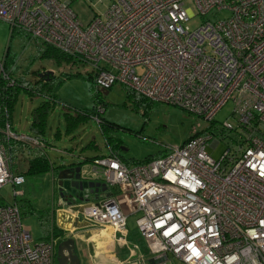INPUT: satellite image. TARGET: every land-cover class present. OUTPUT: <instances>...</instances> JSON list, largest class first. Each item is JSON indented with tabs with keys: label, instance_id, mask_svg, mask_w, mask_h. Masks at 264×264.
Segmentation results:
<instances>
[{
	"label": "built area",
	"instance_id": "2783aa9c",
	"mask_svg": "<svg viewBox=\"0 0 264 264\" xmlns=\"http://www.w3.org/2000/svg\"><path fill=\"white\" fill-rule=\"evenodd\" d=\"M185 1L109 0L84 25L71 0H0V21L10 33L22 32L89 66L97 91L118 82L207 121L231 102L234 120L223 121L221 132L234 131L236 139L218 160L207 152L210 141L213 149L219 144L212 132L139 164L127 165L109 150L82 174L116 192L82 204L76 217L109 227L127 245L128 217L139 213L135 227L151 256L141 264H264V0H192L195 11ZM197 16L206 19L190 29L187 22ZM6 58L5 50L0 81L13 86ZM2 135L45 147L8 123L0 127V189L10 185L13 199L0 203V264H54L57 239L34 242L23 223L15 199L25 178L13 169ZM59 198L62 205L76 202Z\"/></svg>",
	"mask_w": 264,
	"mask_h": 264
},
{
	"label": "rangeland",
	"instance_id": "374dc122",
	"mask_svg": "<svg viewBox=\"0 0 264 264\" xmlns=\"http://www.w3.org/2000/svg\"><path fill=\"white\" fill-rule=\"evenodd\" d=\"M109 0H71L70 7L82 24H86L95 13L104 10ZM185 6L195 11L192 0H186ZM226 16V12L218 14ZM206 18L195 17L187 22L190 29H195ZM38 41L30 39L24 33L15 30L10 33V26L0 21V57L8 47L6 66L13 75L24 76L28 81L40 80L39 73L52 71L46 86L56 98L55 105L49 109L46 118L43 156L49 158L54 170L47 172L25 173V182L19 187L22 195L16 202L22 212V220L29 230L32 241L44 239L46 231L51 228V211L57 205L59 197L57 167L60 164L85 157L105 156L108 154L106 137L118 143V151L126 162L134 164L148 157L162 155L165 148L180 145L189 137L199 132H212L219 140L216 148H207L208 154L218 160L225 149L236 139L234 131L221 132V124L226 119L234 120L233 104L226 103L215 115L213 121L189 113L185 109L147 99L136 102L127 94V89L116 82L111 87L97 91L93 72L89 66L57 64L53 59L41 56ZM137 72H142L138 67ZM47 90V89H46ZM46 93L43 90H40ZM32 95L20 90L14 100L10 123L18 134L33 135L30 132L32 111L45 97ZM96 93L103 111L99 117L104 129L98 125L95 117L81 120L78 124L67 126L65 113L74 115L77 110L92 111L96 105ZM21 143V142H20ZM48 143V144H46ZM93 146H87L88 144ZM17 145V156L12 151V161L21 171H25L30 156L39 154L40 150L21 143ZM39 150V151H37ZM60 171V172H59ZM52 172H54V182ZM56 180V181H55ZM12 188L5 185L0 189V203L11 202ZM139 213L130 215L127 220L128 236L137 237L135 218ZM48 230V231H49ZM47 231V232H48ZM172 256L169 255V258ZM175 264L178 263L174 260ZM54 264H58L55 256Z\"/></svg>",
	"mask_w": 264,
	"mask_h": 264
},
{
	"label": "trees",
	"instance_id": "16d2710c",
	"mask_svg": "<svg viewBox=\"0 0 264 264\" xmlns=\"http://www.w3.org/2000/svg\"><path fill=\"white\" fill-rule=\"evenodd\" d=\"M38 49H39L41 56L53 59L57 64H69V65H73V66L76 64L83 65L75 57H72L68 54H65L62 51L58 50L57 48H55L51 45L39 43ZM6 53L8 55V47L6 48ZM49 79H50V76H49V78L43 76L40 78V80H38V81L36 80L34 82H31V81L26 80L24 78V76H16V83L13 86H7L4 82L0 81V104L5 108V111H3L0 114V127L4 128L6 123H8L11 126V123H10L11 111L13 109L14 100H15L18 92L21 89L27 91L28 93H30L32 95L43 93L40 91V90H43L46 93H43L42 95L45 97L46 100H43L37 107H35L33 109V111H32V122L30 124V132L35 137H37L39 140L44 142L47 113L49 112V109H51L56 103V98L54 97L53 94H51L49 92L50 88L46 86V83ZM127 94L129 97H132L134 100H136V102H137V100L141 101V100L146 99L145 97H143V96H141V95H139V94H137V93H135L129 89H127ZM98 96H99L98 93H96V102H95L96 105L94 106V109L92 111L77 110V111H75L76 113L74 115L69 114V113H65V120L67 121L68 128H70L72 125L76 124V122L78 124L81 120H86L90 117H95V119L98 120V125H99V127H101V130L103 132V130H104L102 128L103 120H102V118H100L98 116L99 113L97 111V106L100 103V99L98 98ZM199 133H202V132H199ZM1 140L5 144V146L7 147L8 151H9V155H10L11 160H12V151L13 150L16 151V148H14V147L17 145H23V144H21L18 141H14V140L6 141L3 135L1 136ZM113 142L109 137L108 138L106 137V145L109 148V150H111L113 153H115L119 157H121L122 161L125 164L130 165V163L126 162L125 159L121 156V154L117 150L118 149V143L117 142L113 143ZM87 146H93V145L90 143ZM159 156H161V154L156 155V156H152V157H148L142 161L135 162L134 164H139V163H143L146 161H150V160L157 158ZM99 157H101V156H95L92 158L85 157L83 160L77 162L76 165H82V164H85L87 162H92V161H94V159H97ZM14 165H15V163L12 161L13 169H14ZM57 168L60 171L62 170L60 168V166ZM55 169H54V166L52 165V163L50 162L49 158H47L46 156H43V154L39 153V154H36V155H34L28 159L27 168L25 169L24 172H22V174L24 175L25 173L47 172L49 170L55 171ZM16 199H15V202H16ZM16 204H17V202H16ZM21 215H22V212H21ZM51 235L57 239V243L55 246V256H56L57 245L61 241L65 240L67 238L63 237V232L54 225H51V228L47 232L46 237H49Z\"/></svg>",
	"mask_w": 264,
	"mask_h": 264
},
{
	"label": "crops",
	"instance_id": "0c3cea01",
	"mask_svg": "<svg viewBox=\"0 0 264 264\" xmlns=\"http://www.w3.org/2000/svg\"><path fill=\"white\" fill-rule=\"evenodd\" d=\"M39 152L42 154V150H40ZM15 156H17L16 151H15ZM81 160L82 159L79 158L64 163L62 165L60 164V168L62 170L66 169V172L64 173L67 176L71 175L72 173L76 174L77 169L79 170L78 173L79 178L76 179L75 177H73L72 179H70L71 181L74 180L85 183L99 182L100 186L98 187V191L92 194L89 193L91 188H83V190H85L86 192L85 196L88 195L87 200L84 201L76 200L75 204H73L72 207L82 205L86 202L97 201L102 197L112 195L116 192L114 187H108L103 181L95 179L90 174H82V171L89 170L92 164L91 162H87L82 165H76V163ZM14 170L17 172H24L21 171L16 164L14 165ZM52 176L54 182V172H52ZM60 181H62L61 185L59 184ZM67 182L68 179L66 178L61 179L58 177L57 184H58L59 192L61 191L60 186L64 187V184H67ZM104 187L105 189L103 190ZM92 189L94 190L95 187ZM65 191L66 189L64 188V192ZM59 197H58L57 205L53 206V210L51 211V215H50L51 224L56 226L58 229H60L63 232V237L65 238L70 237L74 239L75 251L79 256L80 264H141L142 257L144 258L146 257L147 259L151 258L148 252L146 241L138 237V235L137 237L127 236V245H121L118 241L115 240L112 234V230L109 227L100 228V227L88 225L86 223V225L83 224V226L75 228L67 224L66 222L64 223L62 219L63 214L64 215L67 214L66 215L67 217L69 215L76 217L77 211H72L70 209L71 206L68 207L67 205H62L60 203ZM79 222L84 223L83 221H79ZM61 224H65L64 225L65 229L61 228ZM47 231L45 233L44 239L49 238L46 237ZM137 244H138V248H133V245H137Z\"/></svg>",
	"mask_w": 264,
	"mask_h": 264
},
{
	"label": "water",
	"instance_id": "95a60500",
	"mask_svg": "<svg viewBox=\"0 0 264 264\" xmlns=\"http://www.w3.org/2000/svg\"><path fill=\"white\" fill-rule=\"evenodd\" d=\"M52 71H46L43 73H39V77H48L50 75H52ZM64 172H66V169L61 170V173L59 174V178L63 179L66 178L68 179L67 184H64L63 186H60V197H63L65 195H68L69 197H73V200H80V201H84L87 200V196H85V190H83V188H91L89 193H95L98 191V187L100 186V183H94V182H89V183H85V182H79V181H74V180H70L73 177H75L76 179L79 178V170L77 169V173L74 174L72 173L71 175H66ZM59 184H62V181L59 182ZM95 189L93 190L92 188ZM64 188L66 189V191L64 192ZM105 189V187L103 188V190ZM71 206V207H70ZM85 205H78V206H74L72 207V205L68 204V207H70V209L72 211H78L81 212L83 207ZM67 215V214H66ZM63 214L62 219L63 222L77 228V227H81L84 225H86V223H82L79 222V220L77 219V217H73L72 215H69L68 217ZM65 224H61V228L65 229ZM56 258H57V262L58 264H80V260H79V256L77 255L76 251H75V241L73 238H67L63 241H61L58 245H57V249H56Z\"/></svg>",
	"mask_w": 264,
	"mask_h": 264
}]
</instances>
